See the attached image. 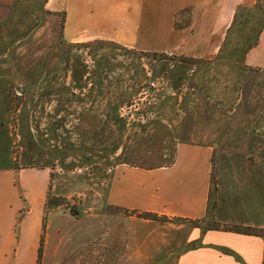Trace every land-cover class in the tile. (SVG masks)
<instances>
[{
  "label": "crops",
  "instance_id": "1",
  "mask_svg": "<svg viewBox=\"0 0 264 264\" xmlns=\"http://www.w3.org/2000/svg\"><path fill=\"white\" fill-rule=\"evenodd\" d=\"M255 4L264 11V0H45V9L63 16L67 42L108 39L141 51L213 58L235 14ZM244 62L264 68V26ZM3 68L0 65V264H37L48 191L68 200L82 198L75 215L62 205L49 212L39 264H72L78 252L105 237L119 245L111 264H264L263 235L178 221L205 218L213 202L210 216L220 226L264 227L258 174L247 161L248 149L241 151L243 161H233L227 157L232 146L214 147L212 127L190 114L175 125L171 163L152 168L119 164L108 171L102 195L98 188L87 193L89 181L86 187L73 172L52 176L48 167L32 165L27 139L32 131L20 118L21 107L13 136L6 79L11 69ZM254 107L253 100L240 95L231 112L233 121L250 122L256 113L244 110ZM14 138L20 147L17 160ZM143 213L156 218L140 216Z\"/></svg>",
  "mask_w": 264,
  "mask_h": 264
},
{
  "label": "rangeland",
  "instance_id": "2",
  "mask_svg": "<svg viewBox=\"0 0 264 264\" xmlns=\"http://www.w3.org/2000/svg\"><path fill=\"white\" fill-rule=\"evenodd\" d=\"M10 1L0 0V48L9 43L0 56L14 48L0 65L11 69L6 79L13 136L19 107L20 118L32 131L27 139L33 166L48 167L52 176L73 172L85 186L89 181L87 193L98 188L102 195L108 171L121 160L136 158L140 167L170 159L177 121L196 114L212 127L214 147L232 146L227 157L241 162V151L248 149L264 205V68L244 62L264 26L259 4L238 11L215 57H186L190 61L185 62L182 55L141 51L108 39L67 42L60 14H50L45 0ZM240 95L253 100L254 110H244L256 113L250 122L233 121ZM115 107L122 120L111 118ZM19 151L14 138L16 160ZM48 194L61 199L65 210L77 209L82 198ZM115 247L119 245L113 239H98L72 264H111Z\"/></svg>",
  "mask_w": 264,
  "mask_h": 264
},
{
  "label": "trees",
  "instance_id": "3",
  "mask_svg": "<svg viewBox=\"0 0 264 264\" xmlns=\"http://www.w3.org/2000/svg\"><path fill=\"white\" fill-rule=\"evenodd\" d=\"M236 16H237V13L235 14L234 18ZM61 20L63 21V16L61 17ZM62 27H63V23H61V29H62ZM23 36H24V34L23 35H19L16 39H20ZM255 43H256V41L253 42L252 45H254ZM8 44L9 43H7L4 48H0V55L6 51V48H7ZM251 46H249L248 49ZM180 60L181 61H185V62L190 61V59L186 58V57H181ZM191 60H197V59H191ZM111 112H113V114L111 115V118L114 121L122 120L119 117V113L117 112V107H115L114 111H111ZM121 156L122 155H118L117 159L120 160L122 158ZM173 158H174V155H172L171 158L168 159V160L160 161V162L155 163V164H147L146 165V164L142 163V165H140V167L152 168V167L167 165V164H169V163H171L173 161ZM138 161H139L138 159L134 158V160H131L130 162H127V161H124V160H121L120 162L122 164H127V165H130V166H136V163ZM262 187H263V202H264V184H262ZM212 204H213V202H210V204L208 205L207 214H206L205 218H202V219H178V221L182 222V223H186V224L191 225V226L200 227V228L217 229V228L222 227V229H224V230L234 231V232H238V233H242V234L263 235L264 236V234H263L264 233V229L252 228V227L241 226V225H223V226H220L217 222H215V221H213L211 219L210 211H211ZM60 205H62L61 199H59L58 197L49 196V194L47 195V197L45 199V202H44V206H43L42 225H41L42 232H41L40 237H39V243H38V248H37V264H39V261H40L41 255H42L43 240H44L43 233H44V230H45L47 216H48L49 212L53 208H56V207H58ZM69 209H72V208H68L67 210H69ZM140 216L146 217V218H152V219L156 218V215L150 214V213H143ZM81 252H82V250L80 252H78V254H80Z\"/></svg>",
  "mask_w": 264,
  "mask_h": 264
},
{
  "label": "water",
  "instance_id": "4",
  "mask_svg": "<svg viewBox=\"0 0 264 264\" xmlns=\"http://www.w3.org/2000/svg\"><path fill=\"white\" fill-rule=\"evenodd\" d=\"M69 213L72 215H75L78 213V211L75 208L69 209Z\"/></svg>",
  "mask_w": 264,
  "mask_h": 264
}]
</instances>
